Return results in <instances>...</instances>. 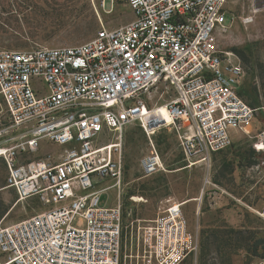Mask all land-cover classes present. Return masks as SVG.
<instances>
[{"label": "built area", "instance_id": "1", "mask_svg": "<svg viewBox=\"0 0 264 264\" xmlns=\"http://www.w3.org/2000/svg\"><path fill=\"white\" fill-rule=\"evenodd\" d=\"M121 1L132 20L101 25L85 43L0 48V161L7 172L0 191L13 189L18 200L35 198L43 208L0 224V264H122V205H101L105 190L95 188L111 179L120 189L121 145L100 146L101 135L116 133L121 143L126 127L139 126L150 145L139 167L150 177L164 171L152 143L160 129L176 133L187 159H205L230 150L238 135L249 137L264 114V105L253 108L241 95L244 64L222 41L234 21L229 0ZM161 106L171 122L152 123ZM256 137L264 147V131ZM43 144L63 148L60 159L20 161ZM259 144L255 151L264 153ZM182 205L143 225L132 221L125 258L182 264L194 254Z\"/></svg>", "mask_w": 264, "mask_h": 264}, {"label": "rangeland", "instance_id": "2", "mask_svg": "<svg viewBox=\"0 0 264 264\" xmlns=\"http://www.w3.org/2000/svg\"><path fill=\"white\" fill-rule=\"evenodd\" d=\"M234 16L230 32L223 37L224 47L234 52L244 64V98L264 105V0H229ZM250 19L244 24V19ZM132 14L121 0H0V48L22 51L34 47H66L90 40L101 25L114 28L126 25ZM231 16L226 15V22ZM5 123L0 120V129ZM264 131V114L258 113L249 137L238 135L230 150L208 158H186L176 133L162 128L152 143L163 162L164 171L143 177L139 162L149 153V142L140 127L123 130L121 160L123 175L118 190L106 179L95 188L105 190L101 205H122L124 228L122 264L130 250V232L135 237L137 222L156 219L173 204H183L187 231L194 235L197 251L182 264H257L264 256L261 247L253 256L252 244L264 240V153L253 147ZM116 133L99 137L100 146L117 143ZM262 144L257 145L259 149ZM47 154H63V148L43 144L20 161L42 159ZM7 172L0 161V187ZM141 198L137 202L134 198ZM43 208L32 198L18 200L13 189L0 191V224L9 225L26 219ZM138 220V221H137ZM134 223V231L130 223ZM140 222V223H139ZM252 232V234H249ZM251 235V236H250ZM252 238V240H250ZM140 264V263H139Z\"/></svg>", "mask_w": 264, "mask_h": 264}, {"label": "bare ground", "instance_id": "3", "mask_svg": "<svg viewBox=\"0 0 264 264\" xmlns=\"http://www.w3.org/2000/svg\"><path fill=\"white\" fill-rule=\"evenodd\" d=\"M155 116H157V118L159 119H154L152 120V123L153 122H161V123H165V122H171L172 118L171 116L169 115V113L167 112V110L165 109L164 106H161L160 109H159V112L155 114ZM106 148H114V147H117V146H120V142H117V143H112V144H109V145H104ZM264 147L263 146H260L259 149L262 150ZM135 201L137 202H141L142 199L141 198H137L135 197L134 198Z\"/></svg>", "mask_w": 264, "mask_h": 264}, {"label": "trees", "instance_id": "4", "mask_svg": "<svg viewBox=\"0 0 264 264\" xmlns=\"http://www.w3.org/2000/svg\"><path fill=\"white\" fill-rule=\"evenodd\" d=\"M241 95L244 97V89L241 87ZM245 99V98H244ZM248 103V102H247ZM251 107L253 108H260L261 106H256V102L254 100H250V102L248 103ZM249 234H252V232H249ZM251 236V235H250ZM250 240H252V238H250ZM259 247H261V251L264 253V240L259 239L256 240L251 247V251H252V255L256 256L257 255V250L259 249Z\"/></svg>", "mask_w": 264, "mask_h": 264}]
</instances>
